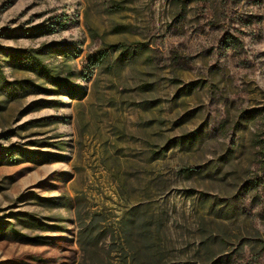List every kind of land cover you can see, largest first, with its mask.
<instances>
[{
    "label": "rangeland",
    "instance_id": "374dc122",
    "mask_svg": "<svg viewBox=\"0 0 264 264\" xmlns=\"http://www.w3.org/2000/svg\"><path fill=\"white\" fill-rule=\"evenodd\" d=\"M126 256L264 264V0H0V264Z\"/></svg>",
    "mask_w": 264,
    "mask_h": 264
},
{
    "label": "trees",
    "instance_id": "16d2710c",
    "mask_svg": "<svg viewBox=\"0 0 264 264\" xmlns=\"http://www.w3.org/2000/svg\"><path fill=\"white\" fill-rule=\"evenodd\" d=\"M121 248H122V247H121ZM123 260H124V263H125V264H129L128 256H126L125 258H123Z\"/></svg>",
    "mask_w": 264,
    "mask_h": 264
}]
</instances>
